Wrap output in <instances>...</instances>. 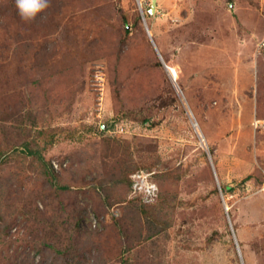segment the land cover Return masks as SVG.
<instances>
[{
    "label": "rangeland",
    "instance_id": "1",
    "mask_svg": "<svg viewBox=\"0 0 264 264\" xmlns=\"http://www.w3.org/2000/svg\"><path fill=\"white\" fill-rule=\"evenodd\" d=\"M151 6L0 0V264H264V0Z\"/></svg>",
    "mask_w": 264,
    "mask_h": 264
},
{
    "label": "built area",
    "instance_id": "2",
    "mask_svg": "<svg viewBox=\"0 0 264 264\" xmlns=\"http://www.w3.org/2000/svg\"><path fill=\"white\" fill-rule=\"evenodd\" d=\"M258 46L259 49H264V37L259 41ZM167 67L173 76L177 75L175 68L171 66ZM151 175L152 172L142 170L131 174V194L133 196H139L143 203L153 202L158 196V185Z\"/></svg>",
    "mask_w": 264,
    "mask_h": 264
},
{
    "label": "clouds",
    "instance_id": "3",
    "mask_svg": "<svg viewBox=\"0 0 264 264\" xmlns=\"http://www.w3.org/2000/svg\"><path fill=\"white\" fill-rule=\"evenodd\" d=\"M18 2V8L21 10V16L25 20H31L35 18V15L37 12L43 10V8L47 7V0H40V2L35 3L32 5L33 11L30 14H26L23 9L25 5L23 4L22 0H17Z\"/></svg>",
    "mask_w": 264,
    "mask_h": 264
},
{
    "label": "water",
    "instance_id": "4",
    "mask_svg": "<svg viewBox=\"0 0 264 264\" xmlns=\"http://www.w3.org/2000/svg\"><path fill=\"white\" fill-rule=\"evenodd\" d=\"M156 4H157V0H152V6H151V9H150V12L155 11Z\"/></svg>",
    "mask_w": 264,
    "mask_h": 264
},
{
    "label": "bare ground",
    "instance_id": "5",
    "mask_svg": "<svg viewBox=\"0 0 264 264\" xmlns=\"http://www.w3.org/2000/svg\"><path fill=\"white\" fill-rule=\"evenodd\" d=\"M198 130H200V129H198Z\"/></svg>",
    "mask_w": 264,
    "mask_h": 264
}]
</instances>
